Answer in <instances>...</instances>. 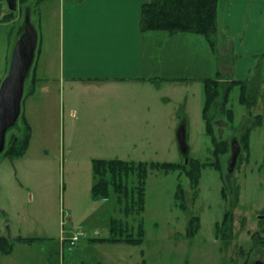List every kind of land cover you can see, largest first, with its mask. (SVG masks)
I'll use <instances>...</instances> for the list:
<instances>
[{"label": "rangeland", "instance_id": "rangeland-1", "mask_svg": "<svg viewBox=\"0 0 264 264\" xmlns=\"http://www.w3.org/2000/svg\"><path fill=\"white\" fill-rule=\"evenodd\" d=\"M249 1L254 2L255 9H261L263 0ZM226 3L227 0L219 2L213 55L222 77L231 80L234 78L223 67L237 63L235 46L239 41L221 32L220 16ZM28 6L30 22L38 35L37 46L24 82L20 115L6 136H22V117L30 131L22 157L11 159L0 154V236L13 244L9 254H0V264H142L143 260L144 264H251L256 257L250 251L253 232L264 227V76L260 65L247 78V97L252 102L241 104L239 89L234 88L227 104L234 115L232 127L224 117L216 121L215 137L228 147L227 153L216 160L201 118L202 84L189 86L188 92L169 86L158 94V104L148 98L144 111L139 113L134 106L140 101L99 95L95 98L100 99L88 103L83 112L78 106L79 111L72 117L57 90L54 96L53 92L44 95L46 84L38 79L30 87L31 77L41 70L39 51L43 49L40 38L46 37L45 8L35 2L19 4L12 17L15 24L11 22L3 30L10 33L15 25L20 30ZM0 12L9 13L5 0H0ZM253 39L260 41L255 34ZM251 58L260 62L264 53L252 54ZM165 95L170 102L165 103ZM186 98L190 99L187 108ZM112 103L118 106L110 107ZM256 118L259 124L253 123ZM248 126L247 154L239 138ZM180 127L186 135L187 160L194 159L202 165L196 188L183 169L168 174L149 172L144 211L139 216L124 215L120 210L123 205H119L112 190L106 199L92 197L93 160L185 164L177 140ZM232 143H237L239 154L229 166ZM216 161L218 164H214ZM178 186L184 208L174 199ZM226 212L232 213L231 230L222 238L216 234L215 224L221 223ZM191 217L199 219L198 232L192 238L186 236ZM112 219L127 226L122 238L129 234L135 237L141 224L142 244L98 241L112 236ZM72 234L78 236V242L69 250L66 240ZM258 236L264 243V235ZM18 238L35 240L20 243Z\"/></svg>", "mask_w": 264, "mask_h": 264}, {"label": "crops", "instance_id": "crops-1", "mask_svg": "<svg viewBox=\"0 0 264 264\" xmlns=\"http://www.w3.org/2000/svg\"><path fill=\"white\" fill-rule=\"evenodd\" d=\"M25 1L42 4L47 20L46 37L40 38L41 70L35 78L46 84L44 95L53 92L54 96L57 90L60 98H65L70 117L76 115L79 107V112H83L88 103L97 102L100 98L95 97L99 95L142 100L144 105L139 102L134 106L139 113L144 111L148 98L158 104V94L169 86L188 92L189 86L201 85L203 79L214 78L216 73L225 80L202 36L141 31V7L147 0ZM16 4H21L20 0ZM7 13L0 12V83L7 74L11 51L21 30L17 31L16 25L10 33L3 30L11 22L15 24L13 18L1 21ZM257 20L260 21L254 26ZM220 21L222 34L239 41L235 46L237 63L227 64L223 71L230 72L234 78L231 80H247L260 65L264 76V58L260 62L251 58L252 54L264 53V0L261 9H255L249 0H227ZM253 34L260 41L253 39ZM247 44L249 48L245 47ZM188 69L198 73L192 74ZM167 97L163 98L165 103L171 101ZM189 101L185 99V108Z\"/></svg>", "mask_w": 264, "mask_h": 264}, {"label": "trees", "instance_id": "trees-1", "mask_svg": "<svg viewBox=\"0 0 264 264\" xmlns=\"http://www.w3.org/2000/svg\"><path fill=\"white\" fill-rule=\"evenodd\" d=\"M221 0H147L141 7L140 28L141 31H163L168 35L179 33H189L202 36L209 48L214 52L215 38L218 34V7ZM20 5L29 4L25 0H20ZM27 10L30 13V7ZM14 12L6 14L1 21L10 20ZM37 79L32 77L30 87ZM204 94L201 118L204 122L205 133L211 138L214 149L213 153L217 158L219 155L227 153L225 142L215 137V124L220 117H224L229 127L233 125V111L227 107L229 94L234 88L239 89V102L241 104L251 103L248 99L249 82L247 80H223L219 73L214 78H206L201 81ZM259 118L253 122L259 124ZM22 136H6L3 156L11 159L22 157L28 147L30 128L23 119ZM11 129V128H10ZM250 126L241 133L239 144L243 151L248 154ZM11 133V132H10ZM214 164H218L216 161ZM214 164H209L213 166ZM220 167V165H218ZM202 165L194 159H188L184 164L167 162H126L121 160H93L92 172L94 183L91 187L93 198H108L110 190L117 196L120 209L124 215H141L144 211L145 186L149 172L158 171L164 174L169 172L184 170L191 186H198V172ZM225 197V192L222 193ZM182 189L178 186L174 199L176 204L184 208L182 202ZM232 213L226 212L221 223L215 224L216 234L219 237H226L227 231L231 230ZM110 234L108 239H98V241H108L111 243H126L130 245H141L144 232L139 224L135 237L132 234L122 238V233L127 230V226L120 220L112 219L110 222ZM199 229V219L191 217L187 223L186 236L193 237ZM119 234V238L116 235ZM35 239L18 238L20 243H30ZM11 240L0 236V254L7 255L12 251ZM144 261V260H143ZM142 261V264L144 262Z\"/></svg>", "mask_w": 264, "mask_h": 264}, {"label": "water", "instance_id": "water-1", "mask_svg": "<svg viewBox=\"0 0 264 264\" xmlns=\"http://www.w3.org/2000/svg\"><path fill=\"white\" fill-rule=\"evenodd\" d=\"M9 11L17 9L16 0H5ZM37 46V34L30 22V13L27 10L24 16L21 30L15 40L11 51L10 64L7 74L0 83V154L5 148L6 134L13 127L20 115V107L24 93V82L32 67ZM177 140L180 152L187 162L188 146L183 127L177 131ZM239 147L237 143L231 144V158L228 165L232 166ZM252 264H264L262 261H254Z\"/></svg>", "mask_w": 264, "mask_h": 264}, {"label": "flooded vegetation", "instance_id": "flooded-vegetation-1", "mask_svg": "<svg viewBox=\"0 0 264 264\" xmlns=\"http://www.w3.org/2000/svg\"><path fill=\"white\" fill-rule=\"evenodd\" d=\"M258 233H261L264 235V227L253 232L254 234L253 236H255V238L253 239L250 251H251V254L255 255L256 257L252 260L251 264L254 261H262L264 263V254H263L264 243H260L263 241L260 240Z\"/></svg>", "mask_w": 264, "mask_h": 264}, {"label": "built area", "instance_id": "built-area-1", "mask_svg": "<svg viewBox=\"0 0 264 264\" xmlns=\"http://www.w3.org/2000/svg\"><path fill=\"white\" fill-rule=\"evenodd\" d=\"M66 241H68L69 250H72V247L78 242V236L76 234H72V236Z\"/></svg>", "mask_w": 264, "mask_h": 264}]
</instances>
